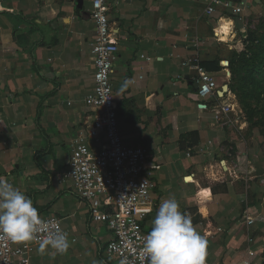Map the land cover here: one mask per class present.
Listing matches in <instances>:
<instances>
[{
	"label": "crops",
	"instance_id": "1",
	"mask_svg": "<svg viewBox=\"0 0 264 264\" xmlns=\"http://www.w3.org/2000/svg\"><path fill=\"white\" fill-rule=\"evenodd\" d=\"M209 1L108 0L119 48L111 75L119 127L126 146L149 151L156 188L141 207L146 234L159 204L175 197L207 241L205 264H264V174L247 150L239 105L221 127L215 111L223 99L200 107L197 75L182 66L243 43L235 34L264 18V0H228L243 11L218 7L213 16ZM90 10L89 0H0V177L25 192L42 218L58 217L70 243L62 255L36 250L31 264H120L105 256L108 228L91 221L73 182H59L73 140L94 116L86 103L95 87ZM226 72L211 73L218 85Z\"/></svg>",
	"mask_w": 264,
	"mask_h": 264
},
{
	"label": "built area",
	"instance_id": "2",
	"mask_svg": "<svg viewBox=\"0 0 264 264\" xmlns=\"http://www.w3.org/2000/svg\"><path fill=\"white\" fill-rule=\"evenodd\" d=\"M89 1V16L95 24L91 46L95 87L86 103L94 111V116L87 133L73 140L69 168L59 177V182H73L77 197L89 207L91 221L105 225L110 231L112 238L105 248L107 259H117L120 264H149L141 254L147 235L141 226L146 216L141 207L151 201L156 188L147 167L149 151L145 147L126 146L123 142L111 82L119 48L108 18V0ZM218 7L229 8L235 15L243 11L241 7H233L228 0H210L206 14L213 16ZM215 37L218 38L217 34ZM141 58L146 63L151 61L149 57ZM182 66L197 75L199 88L196 95L201 102L200 107L207 109L205 101L226 96L227 92L219 90L214 76L201 66L199 55ZM228 108L215 111V119L221 127L228 124L225 119L230 112ZM91 140L97 144L105 140L107 146L93 151L89 144ZM43 219L59 223L62 229L58 217ZM246 221L248 225L254 223L250 217ZM38 246V241L17 243L0 234V264H31V257Z\"/></svg>",
	"mask_w": 264,
	"mask_h": 264
},
{
	"label": "clouds",
	"instance_id": "3",
	"mask_svg": "<svg viewBox=\"0 0 264 264\" xmlns=\"http://www.w3.org/2000/svg\"><path fill=\"white\" fill-rule=\"evenodd\" d=\"M128 81L122 87H127ZM0 234L17 243L38 241L40 254H65L70 243L59 223L46 221L32 199L0 177ZM44 234V235H40ZM207 241L175 197L164 199L144 237L142 256L149 264H205ZM51 250V251H49Z\"/></svg>",
	"mask_w": 264,
	"mask_h": 264
},
{
	"label": "rangeland",
	"instance_id": "4",
	"mask_svg": "<svg viewBox=\"0 0 264 264\" xmlns=\"http://www.w3.org/2000/svg\"><path fill=\"white\" fill-rule=\"evenodd\" d=\"M86 6L89 5L85 1ZM253 35L257 42L253 43L250 40V36ZM238 36H244L246 38L245 42L250 43L247 47L244 43H235V40L229 45L220 46L219 50V59L220 67L222 69H228L230 71L226 74L221 73L219 85V90L224 92L223 89L225 86L229 88L226 96L223 98V107H229L230 114L229 118L233 121L235 119V104H239L240 120L242 129H244V135L247 143V150H253L256 155V159L260 162L259 168L263 171L264 174V18H255V21L251 22L250 26L244 31L237 32L235 38ZM231 44V45H230ZM246 44V43H245ZM241 46V47H240ZM249 52L248 56L253 59L257 57L252 63L256 64L261 71L254 70V81L251 77L248 76L250 71L249 64L242 60H238L237 54L240 55L242 52ZM245 54V53H243ZM259 56V58H258ZM246 57V56H245ZM235 60V69L231 71L230 62ZM232 60V61H233ZM256 61L261 63L257 64ZM224 62H228V68L223 65ZM238 62H241L240 64ZM244 63V64H243ZM242 67H246L243 69ZM223 79L225 81H223ZM228 79V80H226ZM230 79V80H229ZM225 92V93H226ZM221 100V99H220ZM234 113V114H233ZM238 117V116H236ZM241 124L240 127H241ZM230 129L233 130L234 126L230 125ZM230 151L234 152L233 149ZM246 157L249 156L246 154Z\"/></svg>",
	"mask_w": 264,
	"mask_h": 264
},
{
	"label": "trees",
	"instance_id": "5",
	"mask_svg": "<svg viewBox=\"0 0 264 264\" xmlns=\"http://www.w3.org/2000/svg\"><path fill=\"white\" fill-rule=\"evenodd\" d=\"M245 40H246V38H243V43L245 42ZM250 40L253 42V43H255V42H257V40L254 38V36L253 35H251L250 36ZM246 43V44H245ZM244 43V45H246L247 47L250 45V43H247V42H245ZM243 53H245V54H243ZM248 54H249V52L247 53L246 51L245 52H242V53H240V55L239 54H237V57H236V59L238 58V60H240L241 59V57L243 56V58H242V60L243 61H245V63L247 62L249 65L247 66V67H249V69H250V71L248 72V76L249 77H251L254 81H256L255 80V78H254V70H256L257 69V71L259 70V71H261L260 70V66L259 67H257L256 66V64H254V63H252L254 60H256L257 59V57L254 59V57H253V59H251L249 56H248ZM246 56V57H245ZM258 58H259V56H258ZM233 60V59H232ZM231 60V62H230V68H231V71H232V74H233V71H234V69H235V60H233L232 61ZM263 62H264V59H263ZM225 63V65L224 66H227L228 65V63L227 62H224ZM239 64L241 63V62H238ZM256 63L257 64H259V63H261L260 61H256ZM200 64H201V66L202 67H204L209 73H217V72H219V71H221V67H220V61H219V59L217 58V57H215V56H202V55H200ZM244 64V63H243ZM264 66V65H263ZM243 69H246V67H242ZM239 105V104H238ZM240 108V107H239ZM191 135H193V134H191Z\"/></svg>",
	"mask_w": 264,
	"mask_h": 264
},
{
	"label": "water",
	"instance_id": "6",
	"mask_svg": "<svg viewBox=\"0 0 264 264\" xmlns=\"http://www.w3.org/2000/svg\"><path fill=\"white\" fill-rule=\"evenodd\" d=\"M79 3H81V5H82V0H81V1L79 0ZM194 88H195L196 91H197L198 88H199V86H198V82H197V81L194 82ZM223 91H224V92L227 91V86L224 87Z\"/></svg>",
	"mask_w": 264,
	"mask_h": 264
},
{
	"label": "bare ground",
	"instance_id": "7",
	"mask_svg": "<svg viewBox=\"0 0 264 264\" xmlns=\"http://www.w3.org/2000/svg\"><path fill=\"white\" fill-rule=\"evenodd\" d=\"M221 35V34H220ZM227 91H228V89H227Z\"/></svg>",
	"mask_w": 264,
	"mask_h": 264
}]
</instances>
